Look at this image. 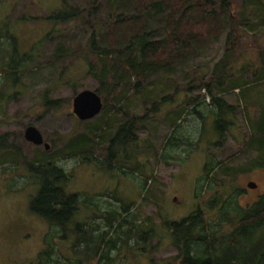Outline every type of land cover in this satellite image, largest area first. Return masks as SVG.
I'll return each instance as SVG.
<instances>
[{
  "label": "rangeland",
  "instance_id": "rangeland-1",
  "mask_svg": "<svg viewBox=\"0 0 264 264\" xmlns=\"http://www.w3.org/2000/svg\"><path fill=\"white\" fill-rule=\"evenodd\" d=\"M62 2L63 0H0V50L7 51V55L13 57V67L35 68L36 64L42 63L40 68L23 79L20 86L5 91L6 94L14 93V96L2 106L3 112H0V134L8 133L7 143L17 147L27 159L39 156L45 150L43 146L35 147L26 142L23 139L24 129L29 125L37 128L44 141L53 147L45 152H51L58 159L64 143L84 129V123L72 114L73 97L81 90L94 91L97 86L87 73V61L92 60V57L87 55L86 39L90 33L84 31L86 14H81L78 19L65 25L56 24L48 18L61 9ZM240 4L241 0H236L235 11L239 10ZM96 17H104V6L99 4ZM240 19L247 23L237 26V35L228 37L225 32L174 73L151 76L147 79V84L138 89V95H129L119 104L127 108L131 115L139 117L143 115L145 108L138 97L141 93L151 97L155 103L158 101L157 105L152 100L149 105L146 104L150 116L144 121L145 129L136 132L141 139L139 147L128 148L132 158L135 157L136 162L143 167L131 170L128 165L118 166L116 162L111 166H99L96 163L58 160V165L70 175L64 187L65 192L78 194L80 202L78 212L64 229L51 226L47 220L30 211L29 203L35 196L38 185L32 182L23 169L19 170L20 178L12 179L2 174L0 169V264H41L38 256L43 251L54 252V259L58 258V264H170L176 252L165 232L157 230L161 243L153 241L151 253L146 249L145 254L133 250L119 254L112 252L111 257L105 253L94 256L88 250V246L93 245L87 243L91 237L90 227L99 226L101 230L104 227L101 217L105 216L108 205L112 203L115 208L118 206L116 201L107 197L109 195L122 204H127L139 202L143 192H146L149 202L143 211L146 216H151L156 225L159 224L160 217L175 222L186 218L200 205V200L194 197V191L196 179L202 174L207 152L214 162H219L222 170L227 168L229 175L221 177L227 186L223 188V198L235 191V196L243 195L238 204L245 207L264 193V170L253 167L244 172L255 153H243V143L249 135L244 110H249L250 116L259 113L256 107L264 103V84L251 86L245 95L238 91L222 95L228 104L237 106L240 111L236 115L237 126L226 131L215 146L208 145L211 140L217 142L213 117H205V106H201L203 103L208 104L210 97L199 79L208 77L215 63L226 53L230 59L236 57L231 67L227 66V75H233L230 83L234 86L250 83L256 71L264 72L260 55L264 48V27L259 24L260 15L252 9H246L240 13ZM158 26L160 25L154 23L152 28L156 29ZM48 33H52L55 38L42 45L43 37ZM7 34L13 36L14 43L8 39ZM61 37L66 39V45L79 44L83 52L65 64L47 63L50 58L48 54ZM20 60L22 62L18 63ZM190 86L196 88L189 91ZM46 91L49 98L60 100L58 110L43 105L42 99ZM192 97L196 98V113L190 111L192 107L187 105ZM163 98H166L165 101H162ZM107 107L110 110L116 109L111 100L107 101ZM175 112L184 116L173 127L170 119L175 118ZM198 114H204V117L200 119ZM113 119L111 128L108 129L110 135L114 134L121 121L120 114ZM173 129L177 137L187 138L185 142H195L201 132L202 135L193 152H190L191 149L185 142L175 149H168L167 159L171 161L165 163L159 158L160 148ZM101 149L98 155L104 156ZM9 166L5 165L6 168ZM222 170L218 171L220 175ZM250 182H254L257 188H248ZM98 198L96 203L99 209L96 211L88 203ZM86 206L89 207L86 209ZM202 208L209 210L206 205Z\"/></svg>",
  "mask_w": 264,
  "mask_h": 264
},
{
  "label": "trees",
  "instance_id": "trees-1",
  "mask_svg": "<svg viewBox=\"0 0 264 264\" xmlns=\"http://www.w3.org/2000/svg\"><path fill=\"white\" fill-rule=\"evenodd\" d=\"M99 4L104 6L102 19L96 17ZM235 5L236 0H63L61 9L48 18L56 24L65 25L78 19L81 14H86L84 31L90 33L86 39L87 55L92 57V60L87 61V73L96 82L94 91L104 102L101 115L91 123L83 122L84 129L64 143L58 159L51 152L45 151L27 159L17 147L7 143L8 133L0 134L2 174L11 179L20 178L19 170L23 169L32 182L38 185V190L29 203L32 213L47 220L51 226L64 229L79 210L78 194H67L64 190L70 175L58 165V160L96 163L99 166H111L116 162L118 166L128 165L131 170L143 167L136 162L135 157L132 158L128 148L139 147L141 139L136 132L145 129L144 121L150 116L146 104L149 105L152 99L142 93L138 96L145 107L143 115L139 117L131 115L127 108L119 104L129 95H138V89L144 87L151 76L174 73L225 32L228 37L237 35V26L247 23L240 19V13L246 9L257 12L260 15L259 24L264 27V0H241L238 11H235ZM92 16L95 18H90ZM154 23L160 26L153 29ZM51 34L43 37L42 45L55 38ZM7 37L15 42L12 35L7 34ZM66 44V39L61 37L48 54L50 58L47 63L65 64L83 52L79 44ZM7 53L0 50V112H3L2 106L14 96V93L6 94L5 91L20 86L27 75L42 65L38 63L35 68L25 69L13 67L14 59ZM260 55L264 68V48ZM235 58L230 59L226 53L215 63L208 77L199 79L210 97L208 104L203 103L205 105L201 106H205V117H213L217 129L214 133L216 141L226 131L237 126L235 120L240 111L237 106L228 104L222 95L233 91L245 95L251 86L264 84V72L261 71L254 73L250 83L244 82L239 86L230 83L233 75H227V66L231 67ZM192 88L196 86H190L189 91ZM108 100L115 103V110L107 107ZM195 101L196 98L192 97L187 105L192 107L190 111L196 113ZM42 102L45 107L54 110H58L61 105L59 99L49 98L47 91ZM152 103L157 105L158 101L155 103L152 100ZM256 108L259 113L251 116L249 110H244L249 135L243 143V153H255L244 172L253 167L264 170V103ZM119 114L121 121L114 134L110 135L108 129L111 128L113 118ZM174 114L175 118L170 119L173 127L184 116L178 112ZM197 117L202 119L204 114H198ZM175 133L173 129L160 148L159 158L165 163L171 161L167 159L169 155L166 151L175 149L187 139L177 137ZM201 135L202 132L200 137ZM200 137L195 142L184 143L190 147V152L194 151ZM217 144L218 141L208 142L210 146ZM52 148L51 146L49 150ZM100 148L105 153L104 156L98 155ZM7 164L11 167L6 168ZM222 169L219 162H214L207 152L202 174L196 179L194 191V197L200 200V205L178 222L160 217L159 224L156 225L151 216H146L143 211L149 202L146 192H143L139 202L127 204L107 196L116 201L118 206L115 208L112 203L108 205L105 216L101 217L104 224L101 230L99 226L90 227L91 237L87 243L93 245L88 246L91 255L105 253L110 256L112 252L119 254L133 250L145 254L146 249L151 253L152 242L161 243L157 236L159 230L160 233H166L176 252L170 264H264V193L245 207L238 204L243 195L235 196V191L223 198L222 194L227 186L221 177L229 174L227 168ZM220 170L221 175L218 173ZM96 201L99 198L90 201L88 205L97 211L99 205ZM203 205L209 210H204ZM53 254L54 252L43 251L38 260L41 264H58L59 260L54 259Z\"/></svg>",
  "mask_w": 264,
  "mask_h": 264
},
{
  "label": "water",
  "instance_id": "water-1",
  "mask_svg": "<svg viewBox=\"0 0 264 264\" xmlns=\"http://www.w3.org/2000/svg\"><path fill=\"white\" fill-rule=\"evenodd\" d=\"M71 106L72 114L79 121L86 122L100 114L103 108V101L95 91L85 89L73 97ZM23 139L35 147L43 146L45 151L50 149V145L44 141L41 132L32 125L24 129ZM247 187L256 189L257 185L254 182H250Z\"/></svg>",
  "mask_w": 264,
  "mask_h": 264
},
{
  "label": "flooded vegetation",
  "instance_id": "flooded-vegetation-1",
  "mask_svg": "<svg viewBox=\"0 0 264 264\" xmlns=\"http://www.w3.org/2000/svg\"><path fill=\"white\" fill-rule=\"evenodd\" d=\"M258 198V197H257Z\"/></svg>",
  "mask_w": 264,
  "mask_h": 264
}]
</instances>
